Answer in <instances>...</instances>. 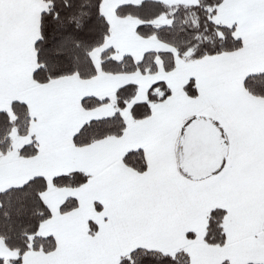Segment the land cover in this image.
<instances>
[{
	"label": "snow or ice",
	"instance_id": "obj_1",
	"mask_svg": "<svg viewBox=\"0 0 264 264\" xmlns=\"http://www.w3.org/2000/svg\"><path fill=\"white\" fill-rule=\"evenodd\" d=\"M0 264H264V0H0Z\"/></svg>",
	"mask_w": 264,
	"mask_h": 264
}]
</instances>
